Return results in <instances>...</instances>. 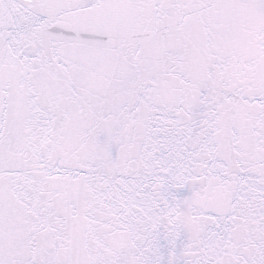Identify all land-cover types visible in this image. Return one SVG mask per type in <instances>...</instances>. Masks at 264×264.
Instances as JSON below:
<instances>
[{
	"label": "snow or ice",
	"instance_id": "6c2138e0",
	"mask_svg": "<svg viewBox=\"0 0 264 264\" xmlns=\"http://www.w3.org/2000/svg\"><path fill=\"white\" fill-rule=\"evenodd\" d=\"M0 264H264V0H0Z\"/></svg>",
	"mask_w": 264,
	"mask_h": 264
}]
</instances>
